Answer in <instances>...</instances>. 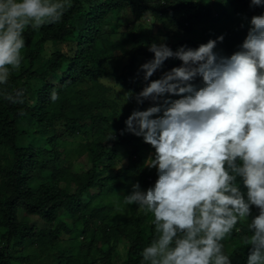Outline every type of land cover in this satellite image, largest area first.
Returning <instances> with one entry per match:
<instances>
[{
    "label": "trees",
    "instance_id": "obj_1",
    "mask_svg": "<svg viewBox=\"0 0 264 264\" xmlns=\"http://www.w3.org/2000/svg\"><path fill=\"white\" fill-rule=\"evenodd\" d=\"M230 3L236 14L264 12L250 7V0ZM215 4L219 15L224 14L221 0ZM127 7L149 12L154 20L174 27V37L179 32L190 34L211 14L206 0H71L58 23L39 30L26 28L21 66L10 70L7 83L0 85V147L10 152L0 162V264H27L39 251L51 264H114L119 241L127 246L124 264H141L142 251L155 236L153 217L146 225L140 213L132 212L117 222L111 212L113 201H96L117 188L125 189L146 163L142 152L134 151L133 160L111 173L115 147L123 141L117 130L115 139L105 137L113 127L100 110L106 105L107 87L99 79L120 80V75L107 70L106 61L129 57L131 65L137 55L150 52L136 35L123 34L112 43L104 38L114 15ZM49 41L57 42L59 49L35 67ZM206 42L179 38L173 46L194 49ZM240 44V35L226 31L225 56ZM180 64L177 60L170 66ZM86 80L99 84V93L92 87L77 88ZM194 83L199 85V78ZM17 90H23V103L5 99ZM54 90L59 99L52 102ZM88 126L89 132L83 130ZM62 129L69 134L83 130L86 139L77 148L66 149L57 139ZM150 186L151 181L144 179L143 190ZM251 213L257 214L254 206ZM63 214L69 216L68 222L61 220ZM236 228L239 231L234 229L222 242H241V258L228 256L232 264H246L251 246L245 238L250 233L244 223L238 222ZM64 233L74 235L70 245L61 241Z\"/></svg>",
    "mask_w": 264,
    "mask_h": 264
},
{
    "label": "clouds",
    "instance_id": "obj_2",
    "mask_svg": "<svg viewBox=\"0 0 264 264\" xmlns=\"http://www.w3.org/2000/svg\"><path fill=\"white\" fill-rule=\"evenodd\" d=\"M70 6L71 0H0V85L21 66L26 28L58 23ZM253 6L264 8V0H250ZM249 24L228 56L214 51L223 35L194 49L173 51L163 38L148 46L153 58L140 66L144 81L169 58L181 64L136 94L137 104L154 106L133 110L121 132L154 149L145 162L155 168V182L144 190L132 184L121 201L153 216L155 236L141 264H232L222 241L239 231L238 222L250 233L246 264H264V12ZM23 95L17 90L5 99L23 103ZM58 99L52 91L50 100Z\"/></svg>",
    "mask_w": 264,
    "mask_h": 264
},
{
    "label": "rangeland",
    "instance_id": "obj_3",
    "mask_svg": "<svg viewBox=\"0 0 264 264\" xmlns=\"http://www.w3.org/2000/svg\"><path fill=\"white\" fill-rule=\"evenodd\" d=\"M210 7V16L206 17L195 29L190 33L179 32L178 36L174 37L176 30L170 25L164 26V24L154 20L149 12H140L134 8L127 7L121 12L114 15L113 25H108L104 31V38L110 43L115 40L120 39V35L131 34L136 35L137 38L145 45L149 46L152 42H163L167 44L173 51L176 47L173 46L179 38L187 39L192 38L195 41H208L209 39L215 40L217 36L223 35V41L218 42L214 51L220 55H224V41L226 31H233L237 35L241 36V43L243 42L248 28L250 27L249 21L252 16H247L243 14H236L231 6L230 0H221L224 5V14L219 15L216 9V0H206ZM59 49L57 42L49 41L46 43L44 51L40 54L39 58L36 60L35 67H38L40 63L47 61L52 53ZM153 54L150 52L144 53L142 55H137L136 60L133 64H129V57H120L113 60H108L104 64L108 71L120 75V80L112 78H100L99 83L104 87H107L105 92L106 105L100 110L103 115L109 118L111 128L105 137L109 138L111 131L117 130L119 132V137L122 139L123 144L117 145L115 151L117 156L114 158V168L111 173H114L119 167L128 164L131 160L135 158L134 151H141L147 160L154 149L147 143H145L142 137H137L131 133L124 132L121 134L122 130L125 129L124 121L132 113L133 110H146L150 106H154L153 102L150 100H144L142 103L137 104L136 94H138L144 86L149 81L156 80L160 76L171 69L170 64L176 63L178 59L169 58L164 63L161 69L157 70L149 81L143 80V72L140 70V66L145 62L151 60ZM98 85L91 81H84L79 84L77 88L87 89L92 87L95 92L99 93ZM131 93L132 95L126 100V94ZM167 95V94H166ZM178 97L171 96L170 99H177ZM125 102V103H124ZM89 126L84 127L83 130L89 132ZM82 130V131H83ZM82 131L76 134L64 133L63 129L58 133V142L60 146H65L66 149H75L78 145L85 141L86 136L83 135ZM93 137H88L91 140ZM115 139V138H113ZM5 155H10L9 150L6 147H0V162ZM77 161V160H74ZM78 165V162L76 166ZM75 166V167H76ZM156 170L155 168L143 167L142 171L138 175L132 178L126 185L125 189L117 188L111 194L108 193L104 199L96 200L100 203L108 204L107 201L114 203V208L111 212L114 214L117 222H123L128 218L132 212L140 213L143 217L146 225H149L152 215L146 214L140 210L136 205L121 206V201L123 195L130 194L132 190V184L139 183L142 188V183L144 179H149L151 181V186L155 182ZM239 183V178L238 181ZM241 188L244 187L241 185ZM62 221L68 222L69 216L63 214L60 216ZM1 235V230H0ZM74 235H68L66 233L61 235V241L67 246L70 245ZM80 239V238H79ZM224 245V253L226 255H232L234 258L239 259L242 256L241 242H233L225 240L222 242ZM3 245L0 237V247ZM126 243L119 241L117 243L116 251L113 255L114 264H124L126 258ZM27 264H51L50 259L45 254L40 251L35 257L29 259Z\"/></svg>",
    "mask_w": 264,
    "mask_h": 264
}]
</instances>
